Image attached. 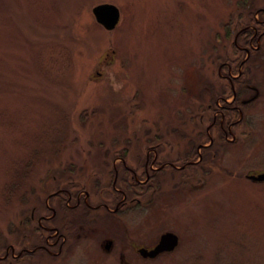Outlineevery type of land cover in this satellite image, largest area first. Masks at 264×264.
<instances>
[{"label":"rangeland","instance_id":"rangeland-1","mask_svg":"<svg viewBox=\"0 0 264 264\" xmlns=\"http://www.w3.org/2000/svg\"><path fill=\"white\" fill-rule=\"evenodd\" d=\"M262 9L0 0V264H264V182L246 176L264 170V37L240 66ZM229 70L258 95L225 141L211 121ZM167 231L174 250L139 253Z\"/></svg>","mask_w":264,"mask_h":264},{"label":"flooded vegetation","instance_id":"flooded-vegetation-1","mask_svg":"<svg viewBox=\"0 0 264 264\" xmlns=\"http://www.w3.org/2000/svg\"><path fill=\"white\" fill-rule=\"evenodd\" d=\"M263 13H264V9H262ZM258 21V25H260L259 27H252L250 28V26H247L244 30H249L252 29L253 32L251 34V36L248 37V45H244L241 48H244L243 51L246 53L245 56L242 58V60H240V66H242L245 63V60H248L250 55H252L253 52L257 51L258 48L260 47V43L259 41L264 37V29L262 28V25H264V19L262 20H256ZM242 30V31H244ZM251 33L250 31L248 32V34ZM255 43V44H254ZM230 62V61H229ZM229 68V66H228ZM228 70V69H227ZM227 76H228V82L229 85H231V96L230 98H226L223 97L221 99V101H217L216 104V108L218 109L213 117V120L211 121V126L214 127V130L216 132V134L222 138H224V140H228L229 134H232V136H234V134L231 132V126H233L234 124H236V122L240 119V112H241V105H243L246 102H251L252 100H254L257 95H258V90L257 88L249 83L245 84V87L253 89L255 91V94L252 95L251 97L247 98V99H242L240 97V92H238V90L235 88L234 85V79L236 77L237 80L235 81H239V83H241V81L244 79L242 77H244L245 75H243V73L240 70H237L236 74H232V72L229 70V72H227ZM242 78V79H240ZM225 110H227V112L230 114V117L232 120L228 119V117H226L225 114ZM235 110L237 113L236 117H234V111ZM210 142L211 144L214 141V138L212 136H209ZM208 144H200V146H207ZM146 177L149 179V174H148V170L146 169ZM147 179V180H148ZM123 197L125 199V194H123ZM124 199H121V202L123 203ZM58 231L55 230L54 235L53 236H57ZM58 247V250L62 251V243H57V241H55V243L52 244H46L43 245L42 248H44L45 251H49L48 248H55ZM153 247V246H152ZM150 247V248H152Z\"/></svg>","mask_w":264,"mask_h":264},{"label":"water","instance_id":"water-1","mask_svg":"<svg viewBox=\"0 0 264 264\" xmlns=\"http://www.w3.org/2000/svg\"><path fill=\"white\" fill-rule=\"evenodd\" d=\"M92 11L96 21L106 29L112 30L119 22L120 11L113 3L103 2L97 4L92 8ZM247 177L256 181H264V171L257 174H247ZM178 243V235L172 231H167L160 235L159 241L152 248L140 247L138 251L144 257H155L164 251L174 250ZM110 245L111 240H108L105 247L109 248Z\"/></svg>","mask_w":264,"mask_h":264},{"label":"trees","instance_id":"trees-1","mask_svg":"<svg viewBox=\"0 0 264 264\" xmlns=\"http://www.w3.org/2000/svg\"><path fill=\"white\" fill-rule=\"evenodd\" d=\"M253 22H255V20H252ZM256 23V22H255ZM251 32V33H249L248 34V32ZM252 32H253V30L252 29H249V30H244V31H242L241 32V34L243 35V38H244V44L245 45H248V37L249 36H251V34H252ZM234 111V113L236 114L237 112L235 111V110H233ZM225 114H226V117H228V119H230V120H232L231 119V117H230V114L227 112V110H225ZM152 178H153V176H152ZM128 188L130 189L131 187H133V188H140L141 187V184L137 181L135 184H128ZM139 190H141V189H139Z\"/></svg>","mask_w":264,"mask_h":264}]
</instances>
